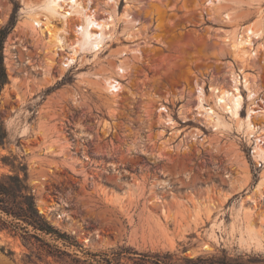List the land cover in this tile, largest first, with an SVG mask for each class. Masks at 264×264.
<instances>
[{
	"label": "rangeland",
	"instance_id": "rangeland-1",
	"mask_svg": "<svg viewBox=\"0 0 264 264\" xmlns=\"http://www.w3.org/2000/svg\"><path fill=\"white\" fill-rule=\"evenodd\" d=\"M39 1L0 0V178L25 165L54 233L0 213V264H264V0H80L107 31L68 66L73 17L63 49L24 29Z\"/></svg>",
	"mask_w": 264,
	"mask_h": 264
},
{
	"label": "bare ground",
	"instance_id": "bare-ground-1",
	"mask_svg": "<svg viewBox=\"0 0 264 264\" xmlns=\"http://www.w3.org/2000/svg\"><path fill=\"white\" fill-rule=\"evenodd\" d=\"M81 3L82 2H80V0H40L35 4H24L26 7H23L26 9V18L23 24L26 28L24 29H28L32 34L35 35L39 33L40 36H48V38H50L54 43V46L58 47V49H63L64 45H67L65 42V38L67 35H69L68 33L71 25L70 19L72 17L74 18L72 29L75 36V38L73 39L74 47L71 49L72 52L67 57V63L65 66H68L74 62L78 52H83L85 50L88 51L89 49L93 51L99 50L102 44V33L107 31L106 24L108 23V21L97 18L96 12L93 9L91 10L88 8H81ZM246 32H248L246 33L247 35L249 34V32L253 35L256 31L248 27L246 28ZM256 34L258 33L256 32ZM244 82L246 85H250V81L247 76H244ZM233 89V92H229L227 89H222V91H220L217 88H214L213 91L219 94L218 97L220 98V100L225 98L228 99L230 110L232 114L236 116L240 108L241 97L237 93L238 89ZM251 120L252 118L250 116V113L248 112L247 117L244 119L246 126L248 125L249 127V125L251 124ZM260 146H257L258 149L255 150L258 151L256 152L254 150V152L257 153L256 155H258V153H261L258 155V159L261 162H264V144L263 147ZM263 180L260 181L258 185H256V188L254 190L259 197L264 196ZM37 207L42 214L45 213L43 211L44 208H40L39 204L37 205ZM59 217L61 218V216ZM244 234L245 235H240V243L248 247H253L255 249L261 248L262 244L260 240H258V238H256L250 231H246ZM211 237L214 238L213 234H211ZM170 245L172 246V244ZM203 249H208V246L206 244L203 245Z\"/></svg>",
	"mask_w": 264,
	"mask_h": 264
},
{
	"label": "trees",
	"instance_id": "trees-1",
	"mask_svg": "<svg viewBox=\"0 0 264 264\" xmlns=\"http://www.w3.org/2000/svg\"><path fill=\"white\" fill-rule=\"evenodd\" d=\"M9 33V29L0 27V93L5 85L9 83L6 67L3 57V43ZM7 138L6 130L3 122L0 121V146H3ZM12 169V174L4 175L0 178V213L6 217H11L10 226L14 229L22 230L26 235V226H31L32 231L40 232L45 235L54 233L53 229L42 219L38 214L34 202L33 194L27 184V173L25 165L18 162L9 164ZM23 172L20 176L19 172ZM16 221V222H14ZM19 222L26 226L22 227ZM166 257L159 255H141L140 264H164ZM210 264H227L225 260H210ZM187 264H195L191 259H185ZM106 264H110L106 261Z\"/></svg>",
	"mask_w": 264,
	"mask_h": 264
}]
</instances>
